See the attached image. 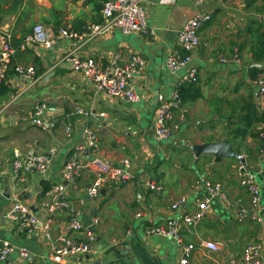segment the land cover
Returning a JSON list of instances; mask_svg holds the SVG:
<instances>
[{"label":"crops","instance_id":"obj_1","mask_svg":"<svg viewBox=\"0 0 264 264\" xmlns=\"http://www.w3.org/2000/svg\"><path fill=\"white\" fill-rule=\"evenodd\" d=\"M106 1L0 0V40L11 44V65L41 71L35 81L20 79L12 71L2 81L8 92L0 96V238L16 251L0 264H56L51 259V245L64 235L77 242H86L89 236L92 240L88 254L69 257L62 264H176L181 247L169 239L146 235L145 230L169 218L193 214L203 200H208L209 208L202 218L181 231L183 244L195 247L187 264H228L252 243L261 244L264 264V210H257L260 221L245 213L250 203L236 178L239 161L223 158L215 162L209 154L196 158L189 149L227 140L256 174L264 204V122L254 123L244 137L234 134L244 128L242 120L249 107L264 112V97L259 96L249 75L250 65L258 64L250 61L255 37L264 32L253 0H143L151 34L122 35L112 30L91 38L87 27L101 23ZM197 14L210 16L191 53L197 81L181 83L185 70L171 74L166 58L178 49V33ZM38 23L54 35L65 28L77 38L57 40L50 48L32 44L26 38ZM69 53L92 59L101 69L114 60L124 66L131 56H140L145 64L130 80L140 101L130 104L97 92L81 73L71 69L65 59ZM234 54L239 64L230 62ZM260 65L264 69V62ZM247 86L256 89L248 100ZM176 88H183L174 113L179 129L159 141L153 133V119ZM38 102L46 106V119L55 121L52 130L31 125L32 108ZM240 108L242 113H238ZM78 109L91 116L69 115ZM68 124L69 134L65 132ZM86 131L98 138L96 152L85 150ZM14 152L46 156L49 169L45 176L33 171L14 176ZM94 157L112 167L129 159L130 179L107 182L93 198L86 196L92 178L88 171L73 183L62 180L66 163ZM206 182L219 184L226 201L220 196L209 198ZM150 183L161 190H150ZM57 186L63 187L61 193L55 191ZM5 188L9 199L3 198ZM20 194L29 198L20 201ZM56 198L79 208L80 216L65 211L48 215L45 204ZM17 202L33 208L40 222L51 219L52 241L44 239L40 225L28 234L18 221L3 217ZM177 202L179 206L173 210L171 205ZM138 213L143 215L137 217ZM75 220L82 224V231H69ZM206 241L219 250L211 252L200 245ZM18 249L27 250L28 256L21 258Z\"/></svg>","mask_w":264,"mask_h":264},{"label":"built area","instance_id":"obj_2","mask_svg":"<svg viewBox=\"0 0 264 264\" xmlns=\"http://www.w3.org/2000/svg\"><path fill=\"white\" fill-rule=\"evenodd\" d=\"M142 1L143 0H107L104 2L101 8V23L87 27L89 37L95 38L104 33L111 32L112 30H117L122 35L151 34L152 31L148 28ZM206 1L207 0H197L198 3H204ZM209 20L210 16L204 14H197L190 18L186 22L184 28L178 33V49L167 55L166 68L171 74L185 70L181 78V83H195L197 81V70L191 67V53L200 43V28ZM76 38L77 34L65 28H59L54 35L42 24L38 23L32 27L31 33L26 39L32 44L50 48L57 40ZM12 54L13 49L10 42L7 40H0V83L4 81L9 71H12L20 79L24 78L35 81L37 78H35L36 72L34 69L11 65ZM65 59L69 62L71 69L81 73L94 86L97 92L130 104L140 101L141 96L130 85V80L145 64L140 56H131L128 63L124 66L117 65L114 60L103 69L92 59H80L77 55H73L72 53L67 54ZM230 62L239 64L238 55L234 54ZM254 84L258 89L259 96L264 97V71L258 74ZM159 99L162 100L161 97H159ZM180 103L179 90L176 88L171 100L165 101L156 111L153 119V133L157 140L165 141L179 129V123L174 120V113L178 110L177 108ZM69 115L90 117L91 113L78 109L75 112H71ZM182 120L183 118L180 116L179 121ZM30 123L41 130H52L56 126L55 121L46 119V106L42 102L33 105ZM70 131L71 126L68 124L65 127V132L69 134ZM84 145H86L85 150L88 152H96L98 150V138L93 131H86ZM240 158L241 160L236 167V178L240 187L248 193L250 203V208L245 213L249 214L251 219L260 221L259 217L256 218V215H258L257 210H264L261 188L257 182L256 174L250 170L244 158L241 156ZM130 165L129 159H123L119 167L109 166L101 162L97 157L84 162L71 160L63 166L62 180L73 183L80 178L85 171H88L92 175V178L86 189V196L88 198H93L98 195L107 182H125L129 180ZM48 169L49 160L44 155H36L32 152H28L27 154L14 152L13 154L11 171L14 176H19L20 174L28 173L32 170L40 176H45ZM149 189L158 191L161 190V187L154 183H150ZM205 190L209 198L220 196L223 201H226V195L222 192L219 184L206 182ZM55 191L61 193L63 187L57 186ZM0 196H2L1 188ZM182 201L183 200L180 202ZM180 202L173 203L171 208L176 210ZM199 202L198 211H195L193 214L185 215L182 218H169L165 223L150 226L145 230L146 235H154L169 239L174 241L177 246L181 247V256L176 264H187L191 253L195 249L192 244H183L181 231L182 229L189 230L191 226L196 225L202 218L203 213L209 208L208 200ZM45 208L48 215L65 211L76 218L81 214L79 208L58 198L46 203ZM142 215L143 214L138 213L136 216L141 217ZM3 217L8 220L18 221L28 234H32L36 226L40 225L44 239L46 241H52L50 231L51 219L40 222L27 205L20 202L14 203L12 208ZM68 227L69 231L72 232L83 230L82 224L76 220L70 223ZM91 240V236H89L86 242L74 241L67 235L61 236L55 240L56 243L51 245L52 261L56 264H62L63 261L69 257H78L88 254L91 251L89 243ZM200 245L211 252H217L219 250L218 245L211 241L202 242ZM15 251L16 248L8 240L0 238V262L6 260ZM17 252L21 258H26L28 256V252L25 249H18ZM262 255V246L260 243L248 244L243 248L241 255L237 258H230L228 264H262Z\"/></svg>","mask_w":264,"mask_h":264},{"label":"trees","instance_id":"obj_3","mask_svg":"<svg viewBox=\"0 0 264 264\" xmlns=\"http://www.w3.org/2000/svg\"><path fill=\"white\" fill-rule=\"evenodd\" d=\"M252 59L255 63L262 64L264 62V32L257 34L255 37V44L254 49L252 52ZM264 69L262 67H251L249 69V75L250 79L255 81L258 74H260ZM41 71L36 72L35 78H38ZM183 88L179 90V95L181 98ZM8 92V88L3 84V82L0 84V96L4 95ZM244 122V128H239L234 132L235 135L239 137H244L247 134L248 129L254 124V123H261L264 122V112L259 113L254 107H249L247 109L246 115L244 119L242 120Z\"/></svg>","mask_w":264,"mask_h":264},{"label":"water","instance_id":"obj_4","mask_svg":"<svg viewBox=\"0 0 264 264\" xmlns=\"http://www.w3.org/2000/svg\"><path fill=\"white\" fill-rule=\"evenodd\" d=\"M250 67L260 68L261 65L252 64L250 65ZM189 149L193 152L196 158L204 154H209L214 156L215 162H220L223 158L235 159L237 161L241 160L240 155L232 149L230 143L227 140L218 143H206L198 146L193 145L190 146ZM9 197H10V192L8 188H5L3 191V198L9 199ZM27 198H29V196H26L25 194H20L18 196V200L20 201ZM31 209L33 210V208ZM95 264H100V262H96Z\"/></svg>","mask_w":264,"mask_h":264},{"label":"rangeland","instance_id":"obj_5","mask_svg":"<svg viewBox=\"0 0 264 264\" xmlns=\"http://www.w3.org/2000/svg\"><path fill=\"white\" fill-rule=\"evenodd\" d=\"M253 7L256 9V11L258 13H260L261 18L259 24H260V29H262L264 27V0H253ZM251 52H253V50L251 49ZM250 61H253V59L251 58ZM249 88V91H247L246 93V99L248 100V98H252L253 96V92L256 90L255 87L253 86L252 88H250L249 86H247ZM256 92V91H255ZM248 104V102L246 103ZM242 109L240 108L241 111H239L238 113H242ZM240 115V114H239ZM242 116V115H241ZM258 180V179H257Z\"/></svg>","mask_w":264,"mask_h":264}]
</instances>
